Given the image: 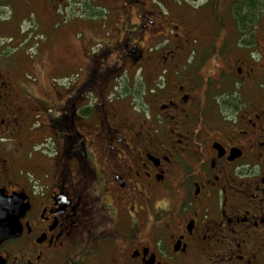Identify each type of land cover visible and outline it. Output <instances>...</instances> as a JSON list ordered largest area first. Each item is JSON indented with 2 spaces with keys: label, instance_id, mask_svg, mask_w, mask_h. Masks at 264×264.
<instances>
[{
  "label": "flooded vegetation",
  "instance_id": "1",
  "mask_svg": "<svg viewBox=\"0 0 264 264\" xmlns=\"http://www.w3.org/2000/svg\"><path fill=\"white\" fill-rule=\"evenodd\" d=\"M77 16L104 23L7 53ZM0 193V264H264V0H0Z\"/></svg>",
  "mask_w": 264,
  "mask_h": 264
},
{
  "label": "rangeland",
  "instance_id": "2",
  "mask_svg": "<svg viewBox=\"0 0 264 264\" xmlns=\"http://www.w3.org/2000/svg\"><path fill=\"white\" fill-rule=\"evenodd\" d=\"M95 19V20H93ZM104 23V19L100 16L96 18L87 17V16H77L72 19L60 18L55 21L53 24L48 26V28H43L42 26L36 32V36H19L14 34L13 40L6 39L5 43L7 47L17 46L19 41H24L25 44L19 46V48L8 49L7 53L11 54L13 61H24L26 57L30 56L31 59H44L50 61L52 58V53H56L59 49V45H64L63 38L64 36H71L75 39H80L81 36L88 34V29L98 30L100 26ZM17 25L13 24L12 27L17 31L15 27ZM90 35V33H89ZM63 38L61 39V37ZM26 39L27 42L25 41ZM32 50H29L31 49ZM38 54H40L38 56ZM61 56V54L59 55ZM49 67V65H48ZM79 74L78 70H68V71H50L43 72V77L40 78L41 82L36 85L35 88L30 91L36 97H41L40 100L49 104L56 102L57 94L55 93L56 89L58 91L64 92V88L67 87L68 81L72 80ZM131 77L127 79V82L132 81L133 84H142L144 80V74L142 72H137L132 74ZM126 75L124 76V78ZM56 88V89H55ZM95 261H88L87 264H94ZM102 263V262H99ZM97 263V264H99ZM105 264V263H104Z\"/></svg>",
  "mask_w": 264,
  "mask_h": 264
},
{
  "label": "water",
  "instance_id": "3",
  "mask_svg": "<svg viewBox=\"0 0 264 264\" xmlns=\"http://www.w3.org/2000/svg\"><path fill=\"white\" fill-rule=\"evenodd\" d=\"M17 203L15 198H9L0 193V244L18 235L20 215L16 210Z\"/></svg>",
  "mask_w": 264,
  "mask_h": 264
},
{
  "label": "trees",
  "instance_id": "4",
  "mask_svg": "<svg viewBox=\"0 0 264 264\" xmlns=\"http://www.w3.org/2000/svg\"><path fill=\"white\" fill-rule=\"evenodd\" d=\"M41 98V97H40Z\"/></svg>",
  "mask_w": 264,
  "mask_h": 264
}]
</instances>
